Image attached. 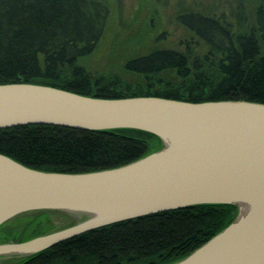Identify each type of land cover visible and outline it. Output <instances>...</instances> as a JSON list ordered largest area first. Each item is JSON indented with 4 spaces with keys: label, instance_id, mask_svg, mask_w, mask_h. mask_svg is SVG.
<instances>
[{
    "label": "trees",
    "instance_id": "16d2710c",
    "mask_svg": "<svg viewBox=\"0 0 264 264\" xmlns=\"http://www.w3.org/2000/svg\"><path fill=\"white\" fill-rule=\"evenodd\" d=\"M202 6L175 12L190 34L183 48L155 45L140 52L157 18L155 7L141 5L143 14L137 15L138 9L134 22L123 28L128 48L119 67L131 79L113 70H90L86 62L108 37V0H0V84L36 83L100 98L264 103V0H235L225 11ZM135 24L131 33L128 27ZM162 146L157 135L136 128L47 123L0 128V153L43 171L113 168ZM54 213L63 212L25 213L8 229L4 222L0 242L55 230ZM236 213L232 203L163 210L83 231L4 264H170L224 229Z\"/></svg>",
    "mask_w": 264,
    "mask_h": 264
},
{
    "label": "water",
    "instance_id": "95a60500",
    "mask_svg": "<svg viewBox=\"0 0 264 264\" xmlns=\"http://www.w3.org/2000/svg\"><path fill=\"white\" fill-rule=\"evenodd\" d=\"M29 123L136 128L163 146L120 166L76 173L30 168L0 153V225L44 210L84 215L24 241L0 242L1 258L154 212L232 203L238 212L224 229L170 264H264V103L100 98L36 83L0 84V128ZM239 201L255 208L234 226Z\"/></svg>",
    "mask_w": 264,
    "mask_h": 264
},
{
    "label": "rangeland",
    "instance_id": "374dc122",
    "mask_svg": "<svg viewBox=\"0 0 264 264\" xmlns=\"http://www.w3.org/2000/svg\"><path fill=\"white\" fill-rule=\"evenodd\" d=\"M140 2V8H139ZM230 3L235 4V0H108L110 14H109V28H108V37L102 38L99 42L98 47L90 53L87 57L86 62H88L92 67L90 70H94V68H103L108 71L120 73L122 76L131 78V74H126L120 69V62L123 59L124 54L126 53V48L128 45H124L126 43L123 35L124 26L134 19L136 16V12L138 11L142 15L143 12L141 10V5L145 4L147 8L143 9H153L155 7L156 11V22L152 28H150V39L145 40L141 47L139 48L140 52L147 50L152 46H160V47H171V48H183L184 42L189 39V32L174 18L175 12L179 11V8L182 9L186 6V8H195L197 10L202 11V5L210 6L214 5L215 10H227V6ZM135 20V19H134ZM134 22V21H133ZM132 22V23H133ZM153 24V23H152ZM132 25V24H131ZM129 26V31L134 33L137 30V25ZM162 32L164 34L162 35ZM105 66V67H104ZM53 222L57 225L56 229L64 227L63 225H69L68 222L72 221L76 222L81 218L71 215L69 213H54ZM84 216V215H83ZM83 218V217H82ZM13 220H9L3 226V229H8L12 227L14 224ZM61 226V227H59ZM55 229V230H56ZM5 259H1L4 264L7 261L19 258L17 254L7 255ZM9 258V259H7Z\"/></svg>",
    "mask_w": 264,
    "mask_h": 264
},
{
    "label": "bare ground",
    "instance_id": "6f19581e",
    "mask_svg": "<svg viewBox=\"0 0 264 264\" xmlns=\"http://www.w3.org/2000/svg\"><path fill=\"white\" fill-rule=\"evenodd\" d=\"M238 205L240 209L237 218L234 222V226L239 225L255 208V206L250 201H239ZM69 213L72 215H76L80 218L83 217V213L78 210H70Z\"/></svg>",
    "mask_w": 264,
    "mask_h": 264
}]
</instances>
